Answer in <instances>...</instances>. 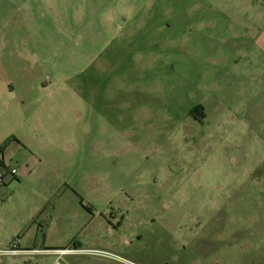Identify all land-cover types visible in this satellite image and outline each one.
I'll use <instances>...</instances> for the list:
<instances>
[{
	"label": "rangeland",
	"instance_id": "rangeland-1",
	"mask_svg": "<svg viewBox=\"0 0 264 264\" xmlns=\"http://www.w3.org/2000/svg\"><path fill=\"white\" fill-rule=\"evenodd\" d=\"M0 143V264H264V0H0Z\"/></svg>",
	"mask_w": 264,
	"mask_h": 264
},
{
	"label": "crops",
	"instance_id": "crops-1",
	"mask_svg": "<svg viewBox=\"0 0 264 264\" xmlns=\"http://www.w3.org/2000/svg\"><path fill=\"white\" fill-rule=\"evenodd\" d=\"M0 154H1V158H2V164H4L5 161V152L1 151V143H0ZM18 174V171H17ZM29 251V252H35V251H43L45 252V260L49 261V264H54L55 262H58L60 264H62L60 261L63 260V255H60V252H70L72 251L71 249H66V248H60L59 244L54 243L52 244V247H46V248H41V247H27L25 246L24 248H19V251ZM77 250V249H76ZM68 264V263H65Z\"/></svg>",
	"mask_w": 264,
	"mask_h": 264
},
{
	"label": "built area",
	"instance_id": "built-area-1",
	"mask_svg": "<svg viewBox=\"0 0 264 264\" xmlns=\"http://www.w3.org/2000/svg\"><path fill=\"white\" fill-rule=\"evenodd\" d=\"M8 172H9L10 174L14 175V176L17 175V170L14 169V168L10 169ZM61 253H63V252H61ZM54 264H60V263L55 262Z\"/></svg>",
	"mask_w": 264,
	"mask_h": 264
}]
</instances>
